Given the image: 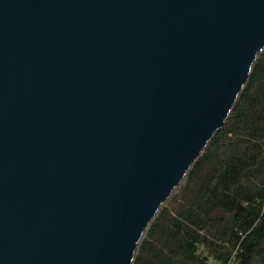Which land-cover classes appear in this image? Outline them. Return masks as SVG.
<instances>
[{"label":"water","instance_id":"1","mask_svg":"<svg viewBox=\"0 0 264 264\" xmlns=\"http://www.w3.org/2000/svg\"><path fill=\"white\" fill-rule=\"evenodd\" d=\"M264 49V0H0V264H132Z\"/></svg>","mask_w":264,"mask_h":264},{"label":"trees","instance_id":"2","mask_svg":"<svg viewBox=\"0 0 264 264\" xmlns=\"http://www.w3.org/2000/svg\"><path fill=\"white\" fill-rule=\"evenodd\" d=\"M132 264H264V49Z\"/></svg>","mask_w":264,"mask_h":264},{"label":"rangeland","instance_id":"3","mask_svg":"<svg viewBox=\"0 0 264 264\" xmlns=\"http://www.w3.org/2000/svg\"><path fill=\"white\" fill-rule=\"evenodd\" d=\"M177 190H178V189H177ZM177 190L173 193V195L177 192ZM173 195H172V196H173ZM172 196H171V197H172ZM170 199H171V198H170ZM170 199H169V200H170ZM169 200H168V201H169ZM164 205H165V204H164ZM164 205H163V206H164ZM163 206H162V207H163Z\"/></svg>","mask_w":264,"mask_h":264}]
</instances>
